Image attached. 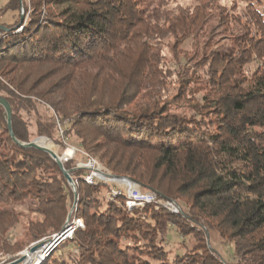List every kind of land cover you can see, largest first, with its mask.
<instances>
[{
  "label": "trees",
  "instance_id": "16d2710c",
  "mask_svg": "<svg viewBox=\"0 0 264 264\" xmlns=\"http://www.w3.org/2000/svg\"><path fill=\"white\" fill-rule=\"evenodd\" d=\"M17 1L0 7V17L18 9ZM24 4L26 17L0 24V91L10 105L14 138L28 143L33 134L56 133L65 146V134L75 130L78 146L113 175L128 177L144 191L181 198L190 210L189 222L201 221L229 238L233 264H264V0H248L244 12L231 17L241 32L231 51L210 49L189 67L173 65L187 84L188 110L181 116L171 112L169 103L158 107L171 72L161 67L154 47L161 33L172 32L183 41L198 34L211 9L219 8L215 0H197L192 10L176 15L150 14L147 0ZM166 23L170 27L164 32ZM109 85L117 91L106 96L103 89ZM32 96L54 112L43 123L35 121L36 132L19 114L29 110ZM136 100L141 103L132 111L123 107ZM59 120H67L65 129ZM90 127L94 132H88ZM0 131V239L17 221L3 205L27 199L36 202L41 215L28 223L32 239L58 233L73 200L63 172L47 152L12 138L1 104ZM63 167L76 188L71 219H82L84 227L40 264H221L205 246L170 258L155 242L159 221H175L182 236L194 233V227L148 205L145 221L134 219L116 203L98 200L108 184H86V170L76 168L73 159ZM48 169L52 174L44 175ZM134 232L145 236V247L123 246ZM60 245L77 249L78 255L70 250L62 256Z\"/></svg>",
  "mask_w": 264,
  "mask_h": 264
},
{
  "label": "rangeland",
  "instance_id": "374dc122",
  "mask_svg": "<svg viewBox=\"0 0 264 264\" xmlns=\"http://www.w3.org/2000/svg\"><path fill=\"white\" fill-rule=\"evenodd\" d=\"M8 1L9 0H0V7H4ZM24 1L25 0L22 1L18 0L17 1L18 6L13 3L12 5L17 6L18 9L15 8L14 10L9 11L5 15L1 16L0 24L3 22L11 23L18 16L26 17L25 9H24L25 6ZM147 1H148L150 14H152V11L155 10L158 12H160V10H165L168 11L169 13L176 15L183 10H189V11L192 10L193 7L197 4V0H147ZM26 3L28 5V0H26ZM215 3H218L217 5H219V8L215 7L211 9L210 15L205 20L202 30L198 34L193 36L191 35L187 38V40L183 41L179 38H175L172 32L165 34L161 33V36L163 37L161 40H158V42L156 43L158 45L154 47L155 48L154 52L158 54V58L162 64L161 67H163V69L167 67L170 69L171 83L168 84L164 92H162L160 96L157 97L158 107L164 104L166 105V103H169L171 112L179 116L183 115L185 111L188 110L186 104L188 97V92L186 91L187 84L185 83V81L180 82V79H182L183 77L182 76L180 77V75L178 76L175 75L174 70L177 69H173V65L178 64L179 66V63L180 64L184 63L186 64L185 65L186 67H189L190 65H192L193 60L194 61L198 60L202 55L207 54L210 51V49L219 50V51H231V49L233 48L232 42L234 37H238L241 34L239 27L235 24L234 20L231 17L232 16L237 17L239 13L242 14L245 10V6L248 4V0H215ZM41 10L44 12L45 8L42 7ZM221 13H223V16L225 17L223 20L220 18ZM226 19H229L228 23H225ZM164 26L165 27L163 29L164 32H166V29L170 27V25L166 23ZM233 27L239 31H233L234 30ZM174 28L177 29V31H179L182 28V25L177 24L174 26ZM189 58L191 61H186V59ZM123 65H125V63H123ZM126 72L127 75H130L128 69ZM60 74L62 75L63 72H60ZM54 79L55 78H52L48 82L52 83ZM123 83L125 84L126 80H123ZM98 87H100V85ZM103 91H105L104 94L108 96L109 94H113V92L117 90H116V86L113 87L109 85L108 87H104ZM2 95L5 94L4 92L0 91V96L2 97ZM36 98L37 97L32 96L31 100L33 102L27 103L30 106L29 110L27 111L21 110L19 112V114H21L22 121L27 126V129L32 132H36L35 121L38 118L43 123L45 120H47V118L50 117V115L54 113L50 106H47L46 104H44L43 102L39 101ZM136 103H141V101L136 100V102L134 101L133 103L124 105L123 107L126 108L127 110L132 111L133 109H135ZM59 121L62 129H65V127L68 125L67 120L64 121L59 120ZM10 126H11V117H10ZM59 128L60 127H58V129ZM1 131H0V136L3 135ZM88 132L89 133L94 132V128L92 127L88 128ZM58 135L60 137V135L62 136V133L60 134L59 132ZM65 135L66 138L64 140L67 143L65 144V146H62V144H60L57 141L58 137L56 133H54L51 137L33 134L30 139L31 140L32 139L38 140L39 138L48 139L54 146L57 156L60 157L62 162H64L63 155L64 153H66L67 148L70 146L79 147L78 143L80 141L79 137L75 134V130H71L69 131V133ZM39 144L50 150V144L46 140H44V142H41ZM77 149L81 152L87 153L83 151L80 147ZM79 151H77L71 156V158L76 163L82 162L85 159L84 155ZM98 163L101 167L107 169L102 165L101 162L98 161ZM107 170L112 174V172L109 169ZM46 174L51 175L52 174L51 170L48 169L44 175ZM134 183L135 186L139 188V190H142L136 182ZM69 189L71 191V197L73 198L72 200L73 202L71 201L72 204L69 207L68 215L70 216H67L65 219L61 221V223L59 224V231L67 221L69 223L73 222L75 226V230L83 229L84 227L82 219H79L82 223V226H76L77 223L76 221L78 219L76 220L71 219V212L74 211L75 208L74 200H76V198L74 197V194L70 187ZM96 196L98 200H100L102 203L105 201V196L103 198L102 193L97 194ZM169 199L174 200L180 206L181 209V212L179 214H174V215H178L177 217H179V218H175V220L179 222L181 221L185 222L187 224L186 227L195 228L194 233L182 236L179 233L180 228L177 227L175 221L169 219H161L159 221L158 225L156 226L157 228H156L155 242L162 245L164 249L168 251L170 258L174 257L175 255H182L190 250H195L199 246H205L212 252V254L216 256V258L219 260L221 264L236 263V258L233 254V248H232L233 242L229 238L223 237L216 228L205 225L201 221L199 223L189 222L187 218L190 215V210L187 207V205H185L183 200L181 198H169ZM119 202H123V200L120 199ZM148 206L158 213L161 210L165 211L161 207L156 208L154 205H150V204H148ZM3 207L5 209L12 210L16 214L17 221L16 224L8 228L4 237H1L0 239V247H1L0 264H9L11 262H14L23 254L26 255L27 253H29L30 247L42 242L45 243L48 239H51L52 236H54L57 233V232L51 233L48 236L41 237L37 241H34L32 239L31 231L28 229L29 227L28 223L29 221L40 220L41 215L37 212L36 202L31 199L11 202L9 204L3 205ZM144 208L145 206L142 209L138 210V212L140 213L134 212L133 214H129L126 213L124 210L123 212L134 219H140L142 221H145L143 214ZM181 218H183L184 220H182ZM152 223H155L154 220H152ZM73 232L74 231H72V233ZM72 233H70V235H68L67 238H71ZM123 240L125 243L123 246L126 245V247L128 246L131 248H136V247L143 248L147 244V240H145V236L137 232L136 233L134 232V236H132L131 238H124ZM3 246H6V248H2ZM39 248L40 246H37L35 251L36 254L40 255V258H42L45 253L42 250L40 251ZM57 248H59L58 251L62 254V256H65V254H69L71 250L70 247L65 245H60ZM71 252L75 256L78 255L77 249L75 248H73ZM131 253L132 252H130L129 255ZM48 255L44 256L37 264H40L41 262L45 261Z\"/></svg>",
  "mask_w": 264,
  "mask_h": 264
},
{
  "label": "built area",
  "instance_id": "2783aa9c",
  "mask_svg": "<svg viewBox=\"0 0 264 264\" xmlns=\"http://www.w3.org/2000/svg\"><path fill=\"white\" fill-rule=\"evenodd\" d=\"M59 132L60 134L62 133L60 128ZM68 149L71 150V153H64V162L71 160V156L79 151L77 147L74 146H70L67 150ZM81 153L84 155L85 159L82 162H77L76 168H83L86 170L83 176L84 182L89 185H96L99 182L108 184L110 188L104 195L105 200L116 203L126 213L133 214L136 210H140L148 204L154 205L156 208L161 207L172 214H179L181 212L180 206L174 200L165 198L156 192L139 190V188L135 186V183L128 177L111 174L107 169L101 167L94 157L84 152ZM119 197H123V202H119ZM76 222V226H82L79 219Z\"/></svg>",
  "mask_w": 264,
  "mask_h": 264
},
{
  "label": "water",
  "instance_id": "95a60500",
  "mask_svg": "<svg viewBox=\"0 0 264 264\" xmlns=\"http://www.w3.org/2000/svg\"><path fill=\"white\" fill-rule=\"evenodd\" d=\"M0 104L4 107L5 109V115H6V119H7V124H8V128L10 130V134L12 136V138L18 143L20 144L21 146H24V147H34V148H37V149H40V150H43L45 152H47L55 161L56 163L58 164V166L60 167V170L63 172V176L67 182V184L69 185V187L71 188L73 194H74V197L76 198V188H75V183L70 175V171L69 170H66L64 167H63V162L62 160L60 159V157L57 156L56 153H53L52 151H50L49 149H47L46 147L42 146L41 144H39L37 142V139L31 141V142H28V143H21L19 141H17L12 132H11V126H10V117H11V110H10V105L9 103L3 98L0 96ZM74 198V199H75ZM70 216V215H68ZM75 230V226L72 223H69L68 221L62 226L61 230L56 233L54 236H52L51 239H48L45 243H39V244H36V245H33L32 247H30L29 249V252H32L36 249L37 246H46L45 250H44V253H45V256L48 255L50 253V251L58 244L60 243L63 239H65L70 233H72V231ZM23 255L20 256L17 260H15L14 262H11L9 264H15V263H18L20 262L21 260H23ZM43 258V257H42ZM42 258L38 259V260H35L33 261L32 263L30 264H37Z\"/></svg>",
  "mask_w": 264,
  "mask_h": 264
},
{
  "label": "bare ground",
  "instance_id": "6f19581e",
  "mask_svg": "<svg viewBox=\"0 0 264 264\" xmlns=\"http://www.w3.org/2000/svg\"><path fill=\"white\" fill-rule=\"evenodd\" d=\"M40 139H44V138H39V139L37 140V142H38ZM45 140L50 144V151H52L53 153H56L55 148H54V146L52 145V143H51L48 139H45ZM56 154H57V153H56ZM44 256H45V255H44ZM23 257H24L23 260H21V261H20L19 263H17V264H30V263H32L33 261L40 259V255H37L35 250L32 251V252L27 253L26 255L23 254Z\"/></svg>",
  "mask_w": 264,
  "mask_h": 264
}]
</instances>
